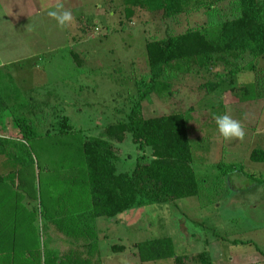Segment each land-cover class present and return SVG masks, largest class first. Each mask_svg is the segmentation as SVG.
Masks as SVG:
<instances>
[{"label": "rangeland", "instance_id": "374dc122", "mask_svg": "<svg viewBox=\"0 0 264 264\" xmlns=\"http://www.w3.org/2000/svg\"><path fill=\"white\" fill-rule=\"evenodd\" d=\"M57 3L71 10L73 24L60 28L49 17ZM235 6L226 1L172 19L136 8L127 19L122 0H0V133L17 139L15 156H0V264L25 256L34 261L21 264H175L138 257V242L163 236L187 257L184 264L202 251L214 264H235L236 248L248 246L241 241L264 251V185L255 184L264 181V162L250 158L264 150V55L253 71L210 91L205 83L219 80L215 72L178 74L170 95L142 102L145 118L190 114L198 196L95 219L80 151L87 137L124 119L147 73V40L194 27L212 31ZM225 113L245 125L242 141L220 136L214 117ZM15 118L32 123L34 134H16ZM117 146L125 158L119 171H129L140 150L128 133ZM113 245L122 251L113 253ZM84 250L87 260L74 261Z\"/></svg>", "mask_w": 264, "mask_h": 264}, {"label": "trees", "instance_id": "16d2710c", "mask_svg": "<svg viewBox=\"0 0 264 264\" xmlns=\"http://www.w3.org/2000/svg\"><path fill=\"white\" fill-rule=\"evenodd\" d=\"M226 1L236 5L235 14L215 23L212 31L194 27L147 40V73L135 83L136 92L130 97L124 119L107 125L98 137H87L81 143L95 219L115 218L133 208L198 196L200 185L193 168L189 139L190 114L171 112L145 118L142 102L152 96L170 95L171 79L178 74L215 72L219 80L205 83L210 91L246 68L253 71L255 61L264 55V0H122L127 19L132 18L136 8L161 12L164 19H172L195 9L210 11ZM217 66L221 69L214 71ZM3 106L6 107L5 100L0 97V110ZM14 120L16 134L23 138L34 134L32 123L26 119ZM127 133L140 153L129 171H119L125 158L121 157L117 145ZM14 138L0 137V156L7 159L15 156L17 139ZM250 158L264 162V150L254 149ZM262 183L259 180L255 184ZM92 243L95 245L97 240ZM241 243L250 244V241ZM89 245L88 241L86 246ZM122 248L113 245L112 251L116 253ZM136 248L142 263L172 259L175 264H184L187 259L176 254L169 236L146 239L138 242ZM77 259L81 258L76 257L74 261ZM190 261L191 264H214L206 251L191 257Z\"/></svg>", "mask_w": 264, "mask_h": 264}, {"label": "clouds", "instance_id": "9594fccd", "mask_svg": "<svg viewBox=\"0 0 264 264\" xmlns=\"http://www.w3.org/2000/svg\"><path fill=\"white\" fill-rule=\"evenodd\" d=\"M48 15L57 22V26L60 28L73 24L75 21L71 10L66 9L62 3H57L55 7L48 12ZM214 119L217 130L224 140L230 141L235 139L242 141L244 139L246 135L245 125L241 120L234 119L227 113L216 115Z\"/></svg>", "mask_w": 264, "mask_h": 264}, {"label": "crops", "instance_id": "0c3cea01", "mask_svg": "<svg viewBox=\"0 0 264 264\" xmlns=\"http://www.w3.org/2000/svg\"><path fill=\"white\" fill-rule=\"evenodd\" d=\"M2 124L0 123V126ZM3 127V126H2ZM1 127V128H2ZM12 134V133H11ZM0 137H6L8 138L9 136H6V135H3L0 133ZM264 185V184H263ZM258 187H262V184H259ZM262 230V229H260ZM259 242V241H258ZM88 244V242L86 243H83L81 244L80 246H86ZM242 245L244 243H241ZM248 246L245 247L244 245L241 246V247H237L236 248V252L232 255V258L236 259V263L235 264H263L262 261L264 260V251L258 249L259 247L256 246L255 244L251 243L250 244H247ZM82 247V248H83ZM111 249V248H110ZM252 249V250H251ZM67 253V248L66 250ZM112 251V250H111ZM113 252V251H112ZM115 253V252H113ZM258 253L262 254L263 256V259H260V256H258V259L255 258V260H259L258 262H254L253 258L255 257L254 255H258ZM85 256H88V251L84 250V252L80 253V255L78 256V258H84ZM249 256H250V259H249ZM12 259L11 260H8V264H21V263H25L26 261H34L33 258H31L30 256H25L24 259L23 258H16V257H11ZM10 259V258H9ZM87 260V258L85 257L84 260ZM77 260H81V259H77ZM93 261V260H92ZM86 262V261H85ZM94 262V263H93ZM93 262H89L90 264H100L101 262L99 261H93Z\"/></svg>", "mask_w": 264, "mask_h": 264}]
</instances>
